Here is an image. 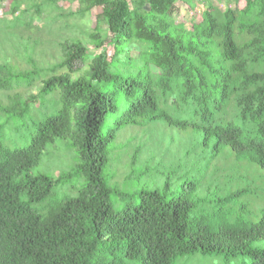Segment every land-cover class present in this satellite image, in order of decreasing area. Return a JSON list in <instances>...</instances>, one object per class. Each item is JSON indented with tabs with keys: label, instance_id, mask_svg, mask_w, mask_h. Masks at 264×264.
<instances>
[{
	"label": "trees",
	"instance_id": "16d2710c",
	"mask_svg": "<svg viewBox=\"0 0 264 264\" xmlns=\"http://www.w3.org/2000/svg\"><path fill=\"white\" fill-rule=\"evenodd\" d=\"M176 1L78 0L82 13L99 9L89 35L96 51L89 68L72 77L75 63L90 53L80 40L64 42L56 68L68 71L51 67L38 94L23 101L29 112L37 97L57 91V112L35 124L26 145L0 143V264H173L194 251L264 264V246L253 245L264 240V211L257 221L225 224L190 220L189 200L157 190H141L138 201L129 198L119 208L111 200L120 188L105 177L110 158L134 166L142 152L141 143L123 151L122 130L158 120L194 128L264 170V0L224 9L203 0L201 19L190 28L175 22ZM106 42L114 48L110 58ZM132 48L139 49L137 58L129 55ZM6 76L0 64V89H10ZM18 105L15 100L7 109ZM128 136L131 142L139 135ZM57 138L76 149L75 170L86 183L76 195L37 209L30 202L43 200L68 177L31 174Z\"/></svg>",
	"mask_w": 264,
	"mask_h": 264
},
{
	"label": "rangeland",
	"instance_id": "374dc122",
	"mask_svg": "<svg viewBox=\"0 0 264 264\" xmlns=\"http://www.w3.org/2000/svg\"><path fill=\"white\" fill-rule=\"evenodd\" d=\"M220 9L242 7L243 0H210ZM175 2L173 18L190 28L201 19L207 3L192 0ZM19 14L13 15V6ZM78 0H0V64L5 66L4 83L10 89H0V143L8 147L24 146L35 131V124L54 115L59 108L57 91L36 98L31 111H24L23 101L31 94H38L42 80L50 73L68 71L56 68L63 59L64 42L77 40L86 43L89 57L75 63L72 77L89 68L93 51L89 35L94 32L98 8L82 13ZM3 12L5 13L4 15ZM101 34L109 38L105 24L99 26ZM107 41V39H106ZM107 57L114 48L104 44ZM129 55L137 58L139 49L132 48ZM18 106L11 110L15 100ZM24 111L20 114V111ZM20 112V113H19ZM13 113H15L13 115ZM133 131V132H132ZM122 130L119 143L123 151L142 144L141 155L134 166L116 156L110 158L105 177L111 187V200L119 208L131 198L138 201L141 190H157L166 198L183 197L192 203L188 218L208 219L211 222L232 224L236 221H257L264 211V170L247 154L234 152L229 145H217L214 138L203 139L194 128L181 129L168 126L161 120L145 128ZM243 129V133H247ZM254 131H251V134ZM139 135L131 142L129 134ZM143 134V141L141 140ZM120 147V145L118 144ZM78 162L76 149L67 139L57 138L43 151L40 162L31 169L32 175L45 174L56 179L61 174L68 177L53 184L41 201L30 202L42 209L64 195H76L86 183L85 176L75 170ZM118 192V194H117ZM263 247L264 240L253 243ZM246 256L230 260L222 255L194 251L174 259L173 264H244ZM125 261V264H133Z\"/></svg>",
	"mask_w": 264,
	"mask_h": 264
},
{
	"label": "crops",
	"instance_id": "0c3cea01",
	"mask_svg": "<svg viewBox=\"0 0 264 264\" xmlns=\"http://www.w3.org/2000/svg\"><path fill=\"white\" fill-rule=\"evenodd\" d=\"M5 13L3 12V14L2 15H4ZM19 14V12L18 11H15V13L13 14V15H18Z\"/></svg>",
	"mask_w": 264,
	"mask_h": 264
},
{
	"label": "water",
	"instance_id": "95a60500",
	"mask_svg": "<svg viewBox=\"0 0 264 264\" xmlns=\"http://www.w3.org/2000/svg\"><path fill=\"white\" fill-rule=\"evenodd\" d=\"M147 10H149V8H147Z\"/></svg>",
	"mask_w": 264,
	"mask_h": 264
}]
</instances>
